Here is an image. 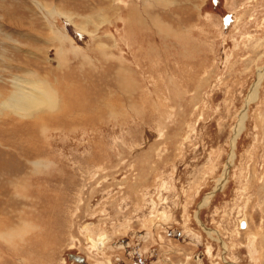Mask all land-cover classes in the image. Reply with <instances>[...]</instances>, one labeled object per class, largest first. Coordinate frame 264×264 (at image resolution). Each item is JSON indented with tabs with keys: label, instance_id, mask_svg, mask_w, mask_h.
Instances as JSON below:
<instances>
[{
	"label": "rangeland",
	"instance_id": "374dc122",
	"mask_svg": "<svg viewBox=\"0 0 264 264\" xmlns=\"http://www.w3.org/2000/svg\"><path fill=\"white\" fill-rule=\"evenodd\" d=\"M1 90L0 264H264V0H0Z\"/></svg>",
	"mask_w": 264,
	"mask_h": 264
},
{
	"label": "bare ground",
	"instance_id": "6f19581e",
	"mask_svg": "<svg viewBox=\"0 0 264 264\" xmlns=\"http://www.w3.org/2000/svg\"><path fill=\"white\" fill-rule=\"evenodd\" d=\"M258 78L261 80V74L258 76ZM259 79H258V81H259ZM259 82H257L256 83V87H257V84H258ZM254 88H255V86L250 90V92H249V94H248V100H249V98H250V100H251V97H253V95H254V97H255V90H254ZM2 92H3V90H1L0 91V95H2ZM29 96H30V94H25V93H22V95H20L19 97H22V98H25V97H27L28 99H20V98H15V100L13 101L14 103H17V105L16 106H12L15 110H20L22 107H24V105L25 106H27V105H30V103H31V99L29 98ZM47 96H50V93H47ZM1 101V100H0ZM245 111H246V107H245ZM245 116V115H244ZM244 116H242V117H244ZM242 120V119H241ZM243 124L244 123H242L241 121L236 125V127H233V130H234V134H233V139L231 140V148H232V151H231V155L228 157V160H227V162H226V164H225V167H224V170H223V174H222V176H221V178L219 179V182H218V184H217V188H221L223 185H224V183H225V181L227 180V175H228V168H229V166L231 165V162H232V159H233V155H234V144H235V140H236V138H237V136L239 135V133L241 132V130L243 129ZM168 183V182H167ZM165 186V185H164ZM212 195V193H210V194H207V195H205V198L203 199V204H208V202H209V200H210V196ZM149 200V199H148ZM164 216V215H163ZM165 216H167V215H165ZM242 221H245L246 222V220L243 218L242 219ZM201 224V223H200ZM247 224V223H246ZM202 225V224H201ZM204 228V230L207 232V234L209 235V236H211V237H214V235H215V233L217 234V232L215 231V230H213V229H209V228H206V227H203ZM17 230V229H16ZM91 232V231H90ZM86 235H88L90 238H92L91 237V235H90V233H87ZM218 240H220L219 238H217ZM221 241V240H220ZM222 245H223V247H226V244L225 243H223L222 242ZM89 249V248H88ZM212 255V254H211ZM96 258V257H95ZM103 261V260H102Z\"/></svg>",
	"mask_w": 264,
	"mask_h": 264
},
{
	"label": "flooded vegetation",
	"instance_id": "af4514ba",
	"mask_svg": "<svg viewBox=\"0 0 264 264\" xmlns=\"http://www.w3.org/2000/svg\"><path fill=\"white\" fill-rule=\"evenodd\" d=\"M86 237L88 238V239H92V238H90L88 235H86ZM101 241V240H100ZM95 244H97L98 242L95 240V242H94ZM70 257L72 258V260L73 261H78V262H80L81 264H85V262H84V260H83V258H82V261H79L80 260V256H77V255H74V254H70ZM77 259H79V260H77ZM102 262H104V261H102ZM109 263L110 262V260L109 259H107L105 262H104V264H106V263Z\"/></svg>",
	"mask_w": 264,
	"mask_h": 264
},
{
	"label": "water",
	"instance_id": "95a60500",
	"mask_svg": "<svg viewBox=\"0 0 264 264\" xmlns=\"http://www.w3.org/2000/svg\"><path fill=\"white\" fill-rule=\"evenodd\" d=\"M242 225H244V223H243V222L241 223V226H242ZM77 260H79V259H77ZM79 261H82V258H81V257H80V260H79Z\"/></svg>",
	"mask_w": 264,
	"mask_h": 264
},
{
	"label": "crops",
	"instance_id": "0c3cea01",
	"mask_svg": "<svg viewBox=\"0 0 264 264\" xmlns=\"http://www.w3.org/2000/svg\"><path fill=\"white\" fill-rule=\"evenodd\" d=\"M244 219L246 220V218L244 217ZM246 223H247V221H246ZM248 224V223H247Z\"/></svg>",
	"mask_w": 264,
	"mask_h": 264
}]
</instances>
